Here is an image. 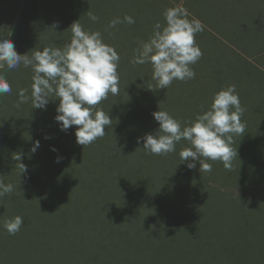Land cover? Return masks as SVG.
I'll return each instance as SVG.
<instances>
[{
    "label": "rangeland",
    "instance_id": "rangeland-1",
    "mask_svg": "<svg viewBox=\"0 0 264 264\" xmlns=\"http://www.w3.org/2000/svg\"><path fill=\"white\" fill-rule=\"evenodd\" d=\"M173 6H183L188 10L190 19H199L204 25V30L195 37L202 56L191 65L195 72L194 79L174 80L166 89H157V82L152 78L151 64H132L131 60L140 43L147 41L152 35L154 24L165 23L164 10ZM88 11L94 13L99 18L98 21H91ZM126 14L134 18V24L122 23L114 29L108 27L113 18L122 19ZM77 20L86 30L100 31L104 42L113 46L120 55L118 95L125 102L120 99L118 102H121L123 108L120 112H130L126 119L131 122L121 123L122 130L119 135L128 130L130 124L138 129V136L155 135L159 132V124L153 116L147 118V114L152 115L158 110L169 112L184 126L198 114L208 110L213 95L228 85H235L241 106L245 109L241 118L246 124L245 133L234 136L231 145L237 151L231 171L226 170L220 161H207L212 164L211 172L199 171V161H196L195 168L189 169L187 162H181L179 155L182 148L190 146L185 140L180 141L176 145V151L172 152L179 168H187L188 179L186 185L181 187L182 192L189 197L193 195L199 205L208 206L211 210H215V206L218 208L219 216L213 218L214 226L206 231V237L201 238L202 243L199 237L188 236V223L181 221L178 226L173 222L175 218L180 220L178 212H175L178 203L172 204L175 206L168 212L170 216L165 210L151 215L154 212L153 198L157 197L142 195L150 191L154 193L156 185L153 182V187L150 185L142 190V195H136L139 201L134 209L139 211L140 207L143 208L150 223L156 225L149 228V235L142 228L138 232L136 227H127V217L133 212L132 209L128 210L129 214L123 216L114 226L121 228L123 238L125 237L123 240L131 243L128 244L129 248H121L127 254H119L118 258L127 257L128 262L133 264L139 259L143 264H166L163 258L169 253L174 256L173 264H264V138H260L261 132L264 134V0H0V37H6L10 33L9 38L14 45L23 44L25 53L29 55L33 50H42L45 46L63 47L70 41L71 24ZM16 97L18 98L17 95ZM110 99L111 94L106 100ZM5 108L2 110L6 111ZM140 108L145 110L144 116L138 115ZM20 117L27 118L19 122L23 128L19 133L20 141L29 138L33 142L38 140L39 135L46 137L45 130L39 131L35 127L36 123L29 117ZM27 127L30 130L23 135ZM75 128L73 126L66 131L65 135L69 139L63 140L64 149L70 148L69 145L78 146ZM63 132L57 122V132L53 135L61 140ZM138 136L129 134V138L137 139ZM254 139L258 142L253 141ZM124 140L128 142V137L125 136ZM121 142L127 145V142ZM98 144V150L107 155L111 143L103 140ZM246 146L252 148L250 153L244 154ZM80 149L84 158L95 152L90 145H81ZM136 151L151 155L143 145ZM80 160L79 163L85 167ZM104 167L112 168L111 163H106V160ZM122 170L115 169L114 175ZM154 170H150V173L156 174ZM109 175L112 176L108 174L107 178H110ZM105 182L111 184V181ZM108 184L97 192L104 193L106 189L107 192H112V186L108 188ZM174 184L173 187L180 188L179 181ZM86 189L92 191L87 187ZM38 192L35 187L32 193L35 202L41 195ZM66 192L70 194L71 190L67 188ZM66 192L60 190V203L68 198ZM85 192L94 197L93 193ZM75 198L70 195L69 201ZM77 200L76 198L75 201ZM173 200L176 202V197ZM102 202L105 203L103 208L108 209L113 203L112 196H103ZM120 224L123 225L119 226ZM43 231L46 232V228ZM179 232L185 236L182 240L183 247H177L172 242V237ZM142 236L145 238L144 242L141 241ZM195 246L206 248L203 250L204 257L192 256L191 251ZM223 248L228 252L232 251L230 255H226ZM157 249L163 253L156 256ZM219 253L222 259L217 258ZM155 260L159 263H155Z\"/></svg>",
    "mask_w": 264,
    "mask_h": 264
},
{
    "label": "trees",
    "instance_id": "trees-1",
    "mask_svg": "<svg viewBox=\"0 0 264 264\" xmlns=\"http://www.w3.org/2000/svg\"><path fill=\"white\" fill-rule=\"evenodd\" d=\"M24 48L23 44L15 45L18 54H25ZM3 74L12 87V93L0 96V180L5 184H13L14 191L0 197V264H124L125 262L133 264L128 262L127 257L118 258L119 254H127L121 248H129L128 244L131 243L129 240H123L125 237L123 238L122 229L114 226L123 216L129 214L128 210L132 209L133 212L127 217L126 223L129 225L127 227H136L138 232L142 228L143 232L149 235L151 232L149 228L156 223H150L149 216L144 215V209L140 207L137 211L134 205L139 201L136 195L141 194L142 190H146L150 185L153 187L154 184L156 188L153 194L151 191L148 194H141L146 197L149 195L157 197L153 198L154 212L151 215L159 214L164 210L168 213L175 206L172 204L178 203L175 212H178L180 220L175 218L173 222L178 226L181 221L188 223L189 228L186 232L190 238L199 237L201 241V238L207 236L206 231L214 226L213 218L219 216L217 206L215 210L214 208L211 210L208 206L199 205L198 200L193 199V195L189 197L182 192L181 187L186 185L188 179L187 168H183L184 166L179 168L172 153L167 155L137 153L136 149L142 146L143 142L138 143L136 137L129 138V134L131 136L139 134L133 124L119 135L122 130L121 123L131 122L130 119H126L130 114L128 110L120 112V109H123L121 102H125L121 95H111L110 100H104L105 102L96 106L109 115L112 124L105 127L103 137L90 144L92 150H95L93 155L84 158L79 144L77 147L69 145L70 148H63V140L69 139L68 135H65L66 131L63 132L61 140L53 135L57 132L55 116L58 99H50L46 109L43 110L32 109L31 101L15 104L18 101L16 97L18 89L26 88L30 95L31 69L21 66ZM118 99L121 102H118ZM20 115L29 117L33 123H36L35 127H38L39 131L44 129L46 137L39 135L38 140L33 142L29 138L20 141L19 133L23 128L19 122L27 120V118L22 119ZM138 115L144 116L145 110L141 109ZM147 118H152V115L147 114ZM29 130L30 128L27 127L23 135ZM125 136L128 137V142L124 140ZM143 136L138 137L143 140ZM260 136L261 139L264 138L262 132ZM103 140L111 143L107 155H103V152L98 150L100 146L98 143ZM37 141L39 148L33 152L32 148ZM121 141L127 142V145L121 144ZM253 141L258 142L255 139ZM53 148L55 151L52 150ZM251 148L246 146L243 153H250ZM59 151L61 152L58 153ZM19 155L21 160L16 161L14 158ZM79 160L84 162L85 167L79 163ZM105 160L106 163H111V169L104 167ZM20 163L26 165L27 172L21 173ZM115 169L123 170L120 173L115 172L114 175ZM150 170L158 174L150 173ZM108 174L112 176L109 175L110 178H107ZM105 180L111 181V184ZM176 181L180 182V188L173 187ZM105 184L109 185L108 188L112 186V192H107L108 189L104 193L97 192L99 188L106 187ZM35 187L41 194L36 202L32 194ZM86 187L93 192L88 191ZM67 188L71 190L70 194L66 192ZM60 190L68 194V198L63 203L58 199ZM85 191L93 193L94 197L89 196ZM70 195L78 200L75 201V198L69 201ZM107 195L112 196L113 206L104 209L105 203L102 202V198ZM175 197L176 202L173 200ZM185 197L187 200L184 201ZM169 198L171 202L167 201ZM117 201L121 204H117ZM17 215L23 218V224L15 235H10L3 227L4 222ZM170 215L168 213V216ZM121 225L123 224L119 226ZM43 228H46V232ZM55 232L57 235H53ZM183 235L179 232L172 237L175 246L183 247L182 240L185 239ZM155 237L157 238L156 235ZM141 241H145L143 236ZM205 249L202 246L198 248L195 246L191 254L195 257L197 255L204 257ZM223 251L226 255L232 252L226 251L225 248ZM162 253V250L157 249L156 256ZM221 253L218 259H222ZM163 259L166 264H173L174 256L166 253ZM135 263L143 264L140 259ZM155 263L159 262L155 260Z\"/></svg>",
    "mask_w": 264,
    "mask_h": 264
},
{
    "label": "clouds",
    "instance_id": "clouds-1",
    "mask_svg": "<svg viewBox=\"0 0 264 264\" xmlns=\"http://www.w3.org/2000/svg\"><path fill=\"white\" fill-rule=\"evenodd\" d=\"M88 18L96 22L98 17L88 11ZM164 24L156 22L152 35L140 43L135 50L132 64L150 63L152 78L157 89H166L174 80L187 81L195 78L191 65L202 56L196 43V35L204 30L199 19L189 18V12L183 6L168 7L163 12ZM134 24L130 15L115 17L109 21V28L118 24ZM70 41L63 47L45 46L42 50H33L31 54H18L9 38L0 37V96L12 93L5 71L23 66L30 68L31 91L18 89V104L31 101L32 109H46L50 99L59 100L56 106L55 120L61 131L75 128L76 143L87 146L105 135V127L112 119L103 109L96 106L106 100L109 94H119L120 77L118 73L120 55L115 48L104 42L100 31L86 30L78 20L70 26ZM245 109L241 106L235 85H228L217 91L210 108L198 114L196 118L182 126L181 121L165 110L152 113L159 124V132L143 137V148L154 155H167L176 151V145L185 140L190 146L181 149V162H187L189 169L211 172L212 164L207 161H220L228 171L237 157L236 148H232L233 137L245 133L246 124L242 122ZM141 138H137L140 143ZM39 148L37 141L32 148ZM55 151V149H52ZM21 160V156L14 158ZM21 173L27 167L20 163ZM20 173V174H21ZM14 191L11 183L0 180V197ZM23 224L19 215L4 222V229L15 235Z\"/></svg>",
    "mask_w": 264,
    "mask_h": 264
}]
</instances>
